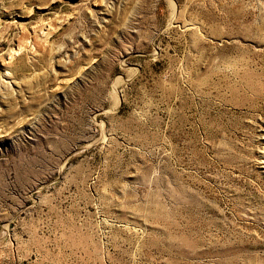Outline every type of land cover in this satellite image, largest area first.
Here are the masks:
<instances>
[{
    "label": "rangeland",
    "instance_id": "374dc122",
    "mask_svg": "<svg viewBox=\"0 0 264 264\" xmlns=\"http://www.w3.org/2000/svg\"><path fill=\"white\" fill-rule=\"evenodd\" d=\"M0 264H264V0H0Z\"/></svg>",
    "mask_w": 264,
    "mask_h": 264
},
{
    "label": "bare ground",
    "instance_id": "6f19581e",
    "mask_svg": "<svg viewBox=\"0 0 264 264\" xmlns=\"http://www.w3.org/2000/svg\"><path fill=\"white\" fill-rule=\"evenodd\" d=\"M234 51V50H233ZM241 60V59H240ZM234 83V82H233ZM214 88V87H213Z\"/></svg>",
    "mask_w": 264,
    "mask_h": 264
}]
</instances>
